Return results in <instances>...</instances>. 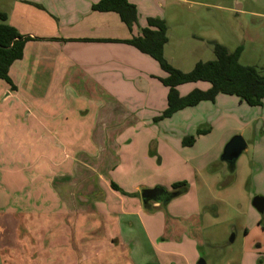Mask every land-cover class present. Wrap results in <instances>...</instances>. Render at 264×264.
Here are the masks:
<instances>
[{
  "label": "rangeland",
  "instance_id": "rangeland-1",
  "mask_svg": "<svg viewBox=\"0 0 264 264\" xmlns=\"http://www.w3.org/2000/svg\"><path fill=\"white\" fill-rule=\"evenodd\" d=\"M160 2L171 66L188 73L214 60L213 42L241 46L239 63L264 72V0ZM11 75L15 90L0 80V264H259L243 253H264V219L251 205L264 197V100L251 108L221 96L158 120L166 102L152 89L107 118L110 105L64 96L34 55ZM234 136L247 149L230 172L221 155ZM175 183L186 191L142 204L143 190L173 194Z\"/></svg>",
  "mask_w": 264,
  "mask_h": 264
},
{
  "label": "crops",
  "instance_id": "crops-1",
  "mask_svg": "<svg viewBox=\"0 0 264 264\" xmlns=\"http://www.w3.org/2000/svg\"><path fill=\"white\" fill-rule=\"evenodd\" d=\"M98 2L0 0V13L6 15L7 24L21 36L33 39L25 44L20 61L34 55L35 71L48 72V78L56 80L57 87H64V96L68 90L69 96L66 97L73 98L76 103L110 105L112 108L108 109L107 118H118L121 113L118 105L151 97V90L155 89L167 106L168 89L158 80L165 78L166 74L161 69L159 73V66L153 59L129 45L101 42L129 40L146 27L148 18L163 20L160 0H128L138 12L137 25L131 31L117 14L92 11V6ZM13 66L9 70L11 80ZM209 87L208 84L201 89L206 91ZM180 96L183 97L182 94ZM221 96L225 95L217 96L216 100ZM258 145L262 149L258 166L262 171L260 182L262 178L264 180V140ZM235 166L228 170L234 171ZM243 256L245 261L264 263L260 246L253 248L249 245L247 248L245 245Z\"/></svg>",
  "mask_w": 264,
  "mask_h": 264
},
{
  "label": "trees",
  "instance_id": "trees-1",
  "mask_svg": "<svg viewBox=\"0 0 264 264\" xmlns=\"http://www.w3.org/2000/svg\"><path fill=\"white\" fill-rule=\"evenodd\" d=\"M91 10L117 14L130 31L138 22L137 9L128 0H99ZM6 21V15L0 13V80L5 82L11 90H15L9 77L10 67L23 58L25 44L33 39L21 36ZM83 42L96 41L84 40ZM101 42L129 45L153 59L166 74L165 78L158 79L168 89L167 106L158 120L171 118L175 113L195 107L202 102L214 103L219 95L236 97L251 108L261 107L263 104L264 72L239 63L243 52L241 46L233 52H229L225 47L212 42L210 44L213 47L215 59L197 62L190 72L183 73L171 66L164 57V47L168 43L167 25L164 20L148 18L146 27L140 29L139 34L129 40ZM198 82L209 84V89L206 91L195 89L184 97L180 96L177 90L179 86ZM206 134H208L207 131L197 132L198 136ZM194 143L195 138L189 137L182 142V145L191 147ZM185 186L184 183L173 184L171 189L174 193L168 194L167 200L183 194L186 191ZM111 188L117 190L113 184H111Z\"/></svg>",
  "mask_w": 264,
  "mask_h": 264
},
{
  "label": "water",
  "instance_id": "water-1",
  "mask_svg": "<svg viewBox=\"0 0 264 264\" xmlns=\"http://www.w3.org/2000/svg\"><path fill=\"white\" fill-rule=\"evenodd\" d=\"M246 143L241 136H234L224 147L221 161L226 163L229 169L233 170L235 162L245 151ZM162 198V199H160ZM167 193L162 188L146 189L141 192V201L145 206L148 202H165ZM252 207L264 218V197L257 196L251 202ZM232 242V240H231ZM199 264H204L202 261Z\"/></svg>",
  "mask_w": 264,
  "mask_h": 264
},
{
  "label": "flooded vegetation",
  "instance_id": "flooded-vegetation-1",
  "mask_svg": "<svg viewBox=\"0 0 264 264\" xmlns=\"http://www.w3.org/2000/svg\"><path fill=\"white\" fill-rule=\"evenodd\" d=\"M160 199H162V198H160ZM145 206H146V207H151L150 202H148Z\"/></svg>",
  "mask_w": 264,
  "mask_h": 264
}]
</instances>
